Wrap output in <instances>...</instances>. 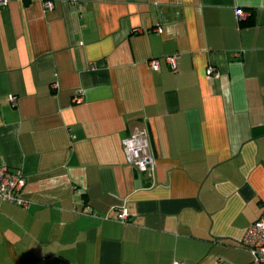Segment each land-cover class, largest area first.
Listing matches in <instances>:
<instances>
[{"label":"crops","instance_id":"crops-1","mask_svg":"<svg viewBox=\"0 0 264 264\" xmlns=\"http://www.w3.org/2000/svg\"><path fill=\"white\" fill-rule=\"evenodd\" d=\"M2 1L0 165L28 206L0 198V264H254L264 0ZM138 128L152 173L126 157Z\"/></svg>","mask_w":264,"mask_h":264},{"label":"built area","instance_id":"built-area-1","mask_svg":"<svg viewBox=\"0 0 264 264\" xmlns=\"http://www.w3.org/2000/svg\"><path fill=\"white\" fill-rule=\"evenodd\" d=\"M45 10L52 11L55 8V0H42ZM9 0H3L2 4H8ZM239 20H247L251 14L242 9L236 10ZM178 57H169L167 62L174 70L177 69ZM150 69L158 71L161 68L159 59H152L148 62ZM208 75L220 76L215 68L210 66ZM124 150L128 162L141 173H152L155 160L151 153L149 133L146 129H137L134 134L124 140ZM27 185L25 176L19 171H13L7 165H0V198L5 202L28 206V202L23 197L24 189ZM86 212H88L86 210ZM120 220L129 223V214L126 209L120 213ZM242 246L246 248L253 257L254 264H264V217L256 220L245 231L242 239Z\"/></svg>","mask_w":264,"mask_h":264},{"label":"trees","instance_id":"trees-1","mask_svg":"<svg viewBox=\"0 0 264 264\" xmlns=\"http://www.w3.org/2000/svg\"><path fill=\"white\" fill-rule=\"evenodd\" d=\"M250 24H251L250 22L244 23V24H243V27H247V26H249Z\"/></svg>","mask_w":264,"mask_h":264}]
</instances>
